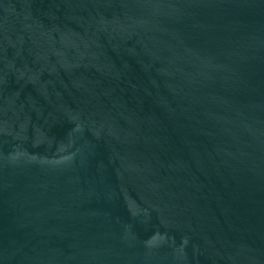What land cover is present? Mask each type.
Segmentation results:
<instances>
[{
	"label": "water",
	"instance_id": "95a60500",
	"mask_svg": "<svg viewBox=\"0 0 264 264\" xmlns=\"http://www.w3.org/2000/svg\"><path fill=\"white\" fill-rule=\"evenodd\" d=\"M0 264H264V0H0Z\"/></svg>",
	"mask_w": 264,
	"mask_h": 264
}]
</instances>
